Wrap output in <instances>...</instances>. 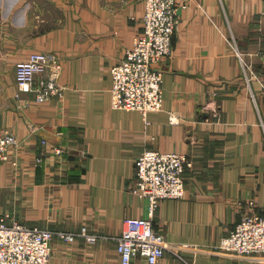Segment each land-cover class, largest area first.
<instances>
[{
  "label": "crops",
  "instance_id": "0c3cea01",
  "mask_svg": "<svg viewBox=\"0 0 264 264\" xmlns=\"http://www.w3.org/2000/svg\"><path fill=\"white\" fill-rule=\"evenodd\" d=\"M176 2L173 52L157 64L163 108L144 116L111 105V68L142 31L143 0H0V130L19 140V165H0V216L101 236H54L50 264H121L124 220L148 216L130 190L148 149L193 161L185 196L156 209L158 264H264L218 247L242 214L264 212V0ZM34 51L62 60V94L44 102L17 96L16 62Z\"/></svg>",
  "mask_w": 264,
  "mask_h": 264
},
{
  "label": "built area",
  "instance_id": "2783aa9c",
  "mask_svg": "<svg viewBox=\"0 0 264 264\" xmlns=\"http://www.w3.org/2000/svg\"><path fill=\"white\" fill-rule=\"evenodd\" d=\"M145 10L142 31L134 38L125 56L111 68L113 108L138 110L144 116L163 108V70L158 63L171 56L179 25L176 0H143ZM184 6V5H182ZM62 64L53 52L34 51L16 63V82L20 91L30 92L36 101L44 102L62 94L59 83ZM172 121L175 117L172 116ZM18 145L15 134L0 132V164L12 159ZM62 153L61 148H56ZM42 156H38L40 163ZM193 161L184 153L148 149L135 160V176L130 190L149 202L148 216L128 217L117 239L121 264H132L142 256V264H158L168 249L163 233L156 229L154 216L163 199H181L186 193L185 173ZM253 206V202H251ZM58 235L65 242L83 235L95 242L98 234L55 230L28 225L9 213L0 216V264H50L52 239ZM221 249L240 255L264 256V212L250 210L242 214L229 234L218 244ZM180 264H195L180 255Z\"/></svg>",
  "mask_w": 264,
  "mask_h": 264
},
{
  "label": "rangeland",
  "instance_id": "374dc122",
  "mask_svg": "<svg viewBox=\"0 0 264 264\" xmlns=\"http://www.w3.org/2000/svg\"><path fill=\"white\" fill-rule=\"evenodd\" d=\"M144 2V1H143ZM59 57V59H60V62H61V64H62V60H61V57L60 56H58ZM4 60H6V58L4 59ZM1 61H3V60H1ZM5 62V64H4V66H3V68H1V71H2V69H3V71H6V69L8 68V61L6 60V61H4ZM17 63V62H16ZM16 66V65H15ZM61 74H62V71H61ZM14 75H15V83H16V90L18 91V94H17V96L18 95H20V93H22V92H27V93H30V92H28V91H20L19 90V88H18V84H17V82H16V73H14ZM33 96V95H32ZM19 97V96H18ZM33 98H34V96H33ZM35 99V98H34ZM4 131H9L8 129H6V130H0V132H4ZM9 132H11V131H9ZM11 133H13V132H11ZM14 134V133H13ZM17 137V136H16ZM18 139V138H17ZM18 147H19V140H18V145L14 148V150H13V152H12V159H18L17 157H16V153H17V150H18ZM38 156H42V155H38ZM38 156L36 157V163H38V161H37V158H38ZM42 161H43V156H42V159H41ZM41 161V162H42ZM7 162H10V161H7ZM40 162V163H41ZM4 163H6V162H3L2 164H4ZM2 164H0V165H2ZM11 164L13 165V166H15V167H17L18 165H19V161H18V164L17 165H14L12 162H11ZM39 164V163H38ZM7 212V211H6ZM4 214H7V213H4ZM68 232H71V231H68Z\"/></svg>",
  "mask_w": 264,
  "mask_h": 264
}]
</instances>
